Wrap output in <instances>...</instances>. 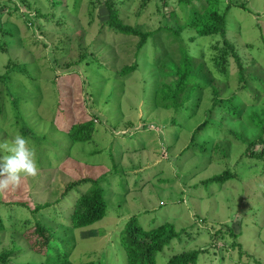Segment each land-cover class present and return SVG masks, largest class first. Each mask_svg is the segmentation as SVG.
<instances>
[{"label":"rangeland","instance_id":"1","mask_svg":"<svg viewBox=\"0 0 264 264\" xmlns=\"http://www.w3.org/2000/svg\"><path fill=\"white\" fill-rule=\"evenodd\" d=\"M75 1L0 0V26L13 33L0 38V43L7 42L9 56L21 62L20 66H25L29 74L25 76L13 69L6 75L8 82L0 81V142L11 143L13 134L20 133L23 125L40 140L26 137L35 153L38 175L22 177L18 187L0 192V198L21 201V195L28 190L35 201L51 203L44 209L47 216H57V210L66 214L89 183L74 187L59 203L54 202L55 197L68 180L84 174L97 176L110 168L112 161L106 147L112 140L116 147L114 161L121 166L114 169L115 177L109 176V182H103L109 202L107 214L92 226L71 230L65 227L64 215L56 217V222H61L54 226L58 243L73 246L71 260L90 259L88 254L95 264H125L120 233L124 218L137 213L138 223L145 227L169 221L177 230L185 228L180 240L172 241L157 254L155 264H165L175 252L201 247L209 251L199 256L197 264H264V163L241 156L243 145L229 132L242 139L253 137L256 133L244 117L254 111L261 114L264 109V0H217L220 12L229 6L224 35L203 37L183 28L189 6L177 0L116 2L122 22L137 25L142 31L168 26L179 30L180 38L176 41L166 31H157L134 57L137 70L124 80L109 77L96 62L78 60L81 53L92 50L94 55L111 60L110 66L115 70L130 63L129 53L137 38L117 35L102 27L107 16L102 3L93 7L89 0H77L76 5ZM13 4L18 7L16 10ZM192 4L198 7L206 1L192 0ZM224 39L244 62V88L237 78L233 57L217 65L225 47ZM181 46L194 56L197 65H203V71L194 72L197 79L205 83L212 80L219 87L220 96L242 89L252 94H238L241 117L221 121L224 114L214 112L210 123L189 146L191 131L206 117L211 104L209 88L199 91L202 99L197 108L190 104L174 113L151 105L156 79L152 59L157 55L163 62L177 61ZM7 58L6 52L0 50V73L6 72ZM221 66L224 72L218 69ZM93 114L98 117H91V138L67 145L66 135L59 131L71 122L90 119ZM172 116L177 123L169 125ZM146 129L155 131H147V137ZM204 140L206 143L200 144ZM258 147L257 144L255 148ZM66 149L71 157L65 161L61 158ZM59 159L65 161L59 163L64 167L56 170L53 164ZM226 166L233 175L223 183L201 182ZM123 172L131 173L128 183L120 182ZM134 180L137 183L132 187ZM122 188L130 190L127 195L119 193ZM16 213L18 226L23 227V219L30 214H21V210ZM237 221L241 222L238 241L242 250L258 258L257 263L252 257L237 254V248L232 252L227 234L214 237L215 230H224L223 226L232 222L234 232H238ZM6 248L18 250L8 264L44 262L43 256L26 249V242L16 231L0 232V250Z\"/></svg>","mask_w":264,"mask_h":264},{"label":"trees","instance_id":"2","mask_svg":"<svg viewBox=\"0 0 264 264\" xmlns=\"http://www.w3.org/2000/svg\"><path fill=\"white\" fill-rule=\"evenodd\" d=\"M177 1L180 2V4L189 6L188 9L190 13L187 15L183 28L194 30V32L199 37L209 36L217 33L224 35L226 25L225 16L227 10L229 9V6L226 7L225 11L220 12L216 7L217 0H205L206 4H201L198 7L192 4V0ZM116 2H121V0H89L88 4L89 6L91 5L94 7L97 5L96 7H98V3H102L107 15L106 19L102 22V27L105 26L106 29H110L117 35H126L137 38L135 45H133L132 47V52L129 53L132 57V60L130 61V63L122 64L119 68L114 70L110 66L112 62L111 60L109 61L108 58H102L101 54L94 55L92 50H87V52L81 53L78 61L83 59L88 64L96 62L97 65L104 70V72L108 73L109 77H112L115 80H124V78L129 77L137 70L138 64L134 57L137 55V53L146 43L149 37L156 35L158 33L157 31H166L168 34L172 35L176 41H180V38L179 30L172 29L168 26H162L156 28L153 31H142L137 25H129L122 22V20H120L119 18V11L116 8ZM76 3L77 0L75 1V5ZM13 6L15 7L14 10L18 8L15 6V4H13ZM238 6L243 8L244 10L249 11V8H247L244 4H239ZM32 22L33 21L30 19L28 23L32 24ZM12 34L13 33L11 30L5 29L0 26V38L2 40L4 36H12ZM223 42L225 47L219 54L220 62H217V65H222L228 60L230 56L233 57L236 65V75L239 79L240 85L243 87L246 85L245 82H247L244 62L237 54V50L232 46L230 42L225 39L223 40ZM6 43L7 42L5 41H2L0 43V50H4L8 56L5 65L6 72L0 73V81L3 80L5 82H8V80L6 79V75L8 76V72L13 69H16L18 72L24 74L25 76H29L27 68L25 66H20L21 62L12 59L9 56ZM126 50L130 51L131 49L125 48V51ZM156 56L152 59V66L154 68L156 76L153 92L151 94L152 107L159 109H170L174 113L186 108L187 105L190 104L192 105V107L197 108L200 104V100L202 99V97L200 96L201 93L199 91L209 88L211 92V104L206 109L207 115L191 131V140L188 146L194 142L197 134H199L200 131L210 123V120L212 119L211 116L214 112L224 114L223 117L221 116L219 119L221 121L226 120L225 118L230 121L231 119L241 117L242 105L238 100V94L244 93L245 96L249 97L248 94L250 93H248V89H242L241 92L233 93L226 97L220 96L218 89L219 87L217 85H214L212 83V80L209 83H205L197 79L194 72L203 71V65H197L195 63L194 56L188 51L187 48H184L183 46L179 48V56L177 57V61L168 60L167 62H163ZM218 69L222 72L225 71L223 66ZM250 95L252 96V94ZM91 117L96 118L98 117V115H90V119H86L82 122H71L63 131H59L56 128L55 129L66 135L68 139L67 145H70L76 141L85 142L91 138V134L94 130V121ZM244 118H246L247 123L249 124V126H251V130H253L256 135H253V137L247 139H242L239 134L233 131L229 132L243 145L241 156H246L247 158L251 159H258L261 160L262 163H264V109L261 110V114L254 111L250 112L249 115L247 114ZM50 119H52V117ZM175 119V116H172L169 119V125L176 124L177 122ZM19 126L21 125L19 124ZM147 131L155 130L146 129L144 131V135H147V137H149L150 134ZM19 134L24 136L25 138L28 135L30 138H35L37 141H40L39 139H37L35 132L28 129L24 125L21 127V131ZM42 140L44 141V139ZM109 142V145L106 147V154L112 161L110 168L102 171L97 176L84 174L80 177L78 176L77 179L68 180L64 183L61 192L54 199V202L59 203L74 187H77L82 183H89L88 189L82 191L76 197L71 206L66 210V214H63L62 211V213H60V210H57V216L62 218V216L64 215V224L65 227L69 228V230L92 226L107 214L109 202L108 198L106 197V186H103V182L106 180L108 183L109 176L111 178L115 177L114 174L116 171H114V169L121 166H118L117 162L114 161L113 150L115 151L116 147L114 148L113 144ZM205 143L206 141L204 140L200 144ZM257 144L260 145V147L255 148ZM41 145L45 146L43 143H41ZM215 145L216 148L219 149L223 155H225V153L223 152V148L219 147V145L216 143ZM203 148L204 145H202L201 151ZM65 151L66 153H63L61 159L66 161L71 157V154L67 149ZM65 161L59 159V161L53 164V166H55L56 170H60L64 166L63 164L60 165L59 163ZM258 163L259 162H257V164ZM253 164L256 163L253 162ZM133 168L135 167H132L131 169ZM51 170H54V168H52ZM135 173L138 172H134L133 174ZM232 175L233 172L229 169L228 166H226L221 172L204 178L201 180V182L206 184L211 182L223 183ZM129 176H131L130 172L121 173L119 175L120 182L122 183L123 180H125V183H128L130 178ZM136 183L137 180H134V182H132V187L136 186ZM195 185L196 184H194V186ZM129 191V189L124 190L122 188L119 193L125 196ZM30 194L31 192L26 190L21 195V201H4V199L2 200L0 198V232H6L8 230L18 232L21 238L26 242L27 250H30L33 253L44 257L43 264H95V262L91 259L92 256H88V254L86 257L90 259L80 262H74L73 260H71V252L73 250V246L67 247L66 244L62 245L61 243H58V241L60 240H58V237L55 233L54 226L61 224V222H56V215L47 216V214L44 212V209L49 207L51 203L35 201L34 199H32ZM14 195L15 194H13V196ZM1 208H5V210L1 211ZM18 210H21V214H24L25 211L30 214V217H26L25 219H23V227L18 226L20 220H16V212ZM42 216H45V218ZM137 218V213L132 214L128 218H124L123 229L120 233V243L124 249L125 264H155L157 254L165 246L171 244L172 241L180 240L181 234L185 231V228L177 230L174 224L169 221H163L156 226L152 225L145 227L138 223ZM48 220H50L52 223ZM232 224L233 222L231 224H225V228L223 226L224 230H215L214 237H219L222 234H227L230 237L229 239H231L230 241H227L230 243L229 245L231 246L230 249L232 252H235V250L232 249L237 248V254H244V257H252V261L254 263H257L259 259L253 258V255L251 253H246L245 251H243L241 244L238 241V237L239 235H241V222L237 221V227L239 228L238 232H234ZM215 241L217 242V239H215ZM52 243L55 246H53ZM208 251L209 249L207 247H201L187 251L175 252L167 258L165 264H197L199 256L204 252L208 253ZM213 251L216 252V250ZM241 251H243V253H241ZM17 252V249L15 250L12 248L1 249L0 264H8L12 256H15Z\"/></svg>","mask_w":264,"mask_h":264},{"label":"clouds","instance_id":"3","mask_svg":"<svg viewBox=\"0 0 264 264\" xmlns=\"http://www.w3.org/2000/svg\"><path fill=\"white\" fill-rule=\"evenodd\" d=\"M38 171L35 153L27 138L14 133L11 143L0 142V192L15 189L22 177H36Z\"/></svg>","mask_w":264,"mask_h":264}]
</instances>
